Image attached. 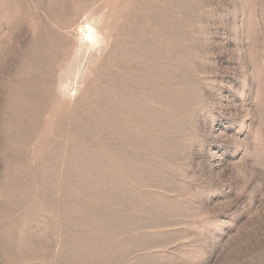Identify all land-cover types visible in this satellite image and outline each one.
<instances>
[{
    "label": "rangeland",
    "instance_id": "obj_1",
    "mask_svg": "<svg viewBox=\"0 0 264 264\" xmlns=\"http://www.w3.org/2000/svg\"><path fill=\"white\" fill-rule=\"evenodd\" d=\"M0 264H264V0H0Z\"/></svg>",
    "mask_w": 264,
    "mask_h": 264
}]
</instances>
